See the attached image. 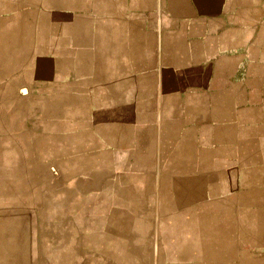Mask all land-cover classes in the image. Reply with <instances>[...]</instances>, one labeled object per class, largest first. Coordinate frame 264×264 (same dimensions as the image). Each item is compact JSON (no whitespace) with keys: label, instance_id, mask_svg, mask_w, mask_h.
I'll use <instances>...</instances> for the list:
<instances>
[{"label":"crops","instance_id":"crops-1","mask_svg":"<svg viewBox=\"0 0 264 264\" xmlns=\"http://www.w3.org/2000/svg\"><path fill=\"white\" fill-rule=\"evenodd\" d=\"M0 193L24 264H264V0H0Z\"/></svg>","mask_w":264,"mask_h":264},{"label":"rangeland","instance_id":"rangeland-1","mask_svg":"<svg viewBox=\"0 0 264 264\" xmlns=\"http://www.w3.org/2000/svg\"><path fill=\"white\" fill-rule=\"evenodd\" d=\"M4 194L0 193V197ZM29 194L16 192L13 193V203L15 205H20L23 202V199L27 200ZM5 204V201L2 202ZM15 234L14 239L10 240L9 238L3 237L0 241V264H24L25 261V251L28 248V242L22 239L20 224H15Z\"/></svg>","mask_w":264,"mask_h":264}]
</instances>
